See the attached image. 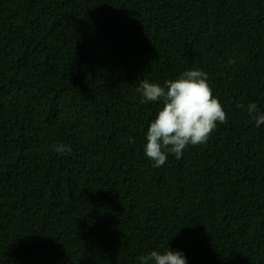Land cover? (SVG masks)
I'll return each instance as SVG.
<instances>
[{
  "label": "trees",
  "instance_id": "16d2710c",
  "mask_svg": "<svg viewBox=\"0 0 264 264\" xmlns=\"http://www.w3.org/2000/svg\"><path fill=\"white\" fill-rule=\"evenodd\" d=\"M189 69L227 123L153 167L162 104L136 89ZM253 102L264 113V0H0V264H140L168 247L264 264Z\"/></svg>",
  "mask_w": 264,
  "mask_h": 264
},
{
  "label": "clouds",
  "instance_id": "9594fccd",
  "mask_svg": "<svg viewBox=\"0 0 264 264\" xmlns=\"http://www.w3.org/2000/svg\"><path fill=\"white\" fill-rule=\"evenodd\" d=\"M136 91L142 96V104H162L147 128L144 144V152L153 161V167L164 165L168 153L180 159L188 145L206 143L218 123H227V113L201 69L186 70L177 78L166 80L163 86L142 79ZM247 110L257 127L264 124V113L257 110L256 103L248 104ZM52 149L58 153L70 151L63 144H55ZM139 261L140 264H187L180 250L169 247L163 252L152 250L140 256Z\"/></svg>",
  "mask_w": 264,
  "mask_h": 264
}]
</instances>
